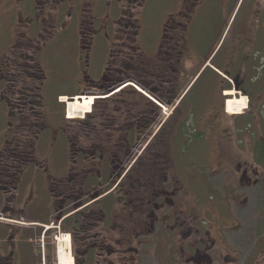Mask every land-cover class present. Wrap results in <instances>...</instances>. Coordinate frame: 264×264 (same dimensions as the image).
I'll return each mask as SVG.
<instances>
[{
  "label": "flooded vegetation",
  "instance_id": "af4514ba",
  "mask_svg": "<svg viewBox=\"0 0 264 264\" xmlns=\"http://www.w3.org/2000/svg\"><path fill=\"white\" fill-rule=\"evenodd\" d=\"M244 1L0 0V264L217 263L215 228L186 185V156L177 165L173 150L178 141L186 152L189 132L208 134L221 167L212 160V172L230 171L245 204L264 191V169L241 157L264 148L252 128L264 123V96L249 86L264 56V0H248L226 30ZM208 73L217 103L199 118L179 101ZM240 94L246 110L227 111ZM74 99L70 113L82 119L66 117ZM83 102L93 103L80 114ZM238 113L245 144L235 155L225 146Z\"/></svg>",
  "mask_w": 264,
  "mask_h": 264
},
{
  "label": "rangeland",
  "instance_id": "374dc122",
  "mask_svg": "<svg viewBox=\"0 0 264 264\" xmlns=\"http://www.w3.org/2000/svg\"><path fill=\"white\" fill-rule=\"evenodd\" d=\"M156 1L159 5L157 8H160L163 7L168 0ZM247 3L248 0H245L243 2L240 9L241 11H238L237 9L232 11L226 24V30L231 29L235 26L237 21L241 18L242 11L244 10ZM240 4L241 2L239 3V5ZM152 11L153 9H151L150 11L147 10V14L151 15ZM224 28L225 26L223 27V22H221V28L219 29V32L221 33ZM143 36L145 38V41H148L149 35L144 31ZM150 45L151 44L146 42L145 47L148 48L150 47ZM255 58L256 61H252V64H257V66L259 67L260 56H255ZM258 71L259 81L254 82L252 80V82L249 83V86H251L253 94L258 93L260 96H264V93L262 94L263 91H260L261 89L258 91L255 89L256 87H254L258 86V88H260L259 86H262L263 84L262 80L264 77V69H259ZM209 79H211V81L213 80V76L210 73L205 74L200 79H198L197 76L183 94L184 96L191 88L182 105L184 107V110H192L197 105L198 107L196 108V112L197 115H199V118L204 115L202 111L203 106L206 109V105L211 106L217 103V99L214 95H212V91L215 86L212 85V82L209 81ZM59 87L62 89H66V87L64 86ZM253 89H255L256 91H254ZM233 94L229 95L230 98L233 97ZM241 97H244V100H246L245 96H239L237 99ZM64 99L65 98H63V100ZM232 100L234 101V99ZM67 101L70 109L73 106L75 100ZM190 102H193V104L189 105ZM228 103L229 102L227 101L225 104V108L229 111V108H227ZM257 107L260 109L258 105ZM246 108L244 109V111L246 110ZM78 109L82 110V107H79ZM211 110V108H208L207 112ZM232 110H235V112L242 111V109H231V111ZM206 116H208L207 113ZM236 116L237 115H229L230 120L228 121L227 125H230L232 122L236 123ZM199 118H189V125L191 123V127L200 128L201 130L203 129L205 131V126H201L197 123ZM235 123L233 125L234 130L239 126V124L235 125ZM247 123H249V121H247ZM225 126L226 124L222 127ZM252 128L256 133L255 137H259L264 134V123L260 126L252 124ZM235 132V140L229 141L227 146H225V151H229V153L231 154L238 155V153L242 152L241 150L244 148L245 143H243L242 136ZM188 135H190L191 137L187 139L185 147L183 148L186 152L181 156L179 154L180 150H178V148L181 146V142L175 141L176 145L174 148H177V150H173V158L177 165H179L181 159H185L186 156L188 173L186 185L190 190H193L194 192L198 190L200 192L199 197L197 198L201 202V204H203L204 218L208 221L207 223H209L212 228H215L213 230V233L218 239L217 241H219V244L221 245L218 249L220 256L218 257L216 264H257V260L260 257V250L261 248H263L264 244V191L260 190L259 188L252 189V191L248 193V200L246 199L248 202L247 204H245V199L242 198L243 196H240V194L237 193L238 187L237 185H235L236 181L234 179V175L230 171L224 169L222 171L223 174H216L212 172V160H215V164L217 159L214 150H212V144L214 143V141L212 140V142L211 139L208 138V134L206 136H203L202 138H200V136L197 134L192 135L191 132H189ZM245 140L247 142V137L245 138ZM241 157L246 159L248 163H254L255 159L253 150L251 153V157L246 150L241 153ZM223 160L225 163H227V156H225ZM261 168L264 169L263 167ZM178 169L180 168L178 167ZM213 170L216 172L220 171V165L215 164L213 166ZM213 179L215 181H213V187H215L214 190L207 185V182L209 183ZM201 181L204 185L203 191L200 189ZM225 190L230 192L232 190L233 192H235V196H238V200L236 201V203H234L233 199L227 198L224 192ZM205 210L208 212L206 213ZM235 228L236 230H234ZM160 253L161 252L158 248V254Z\"/></svg>",
  "mask_w": 264,
  "mask_h": 264
},
{
  "label": "trees",
  "instance_id": "16d2710c",
  "mask_svg": "<svg viewBox=\"0 0 264 264\" xmlns=\"http://www.w3.org/2000/svg\"><path fill=\"white\" fill-rule=\"evenodd\" d=\"M212 85H214V84H212ZM190 90H191V88L188 90V92L183 96V98H182L179 102L182 101V104L184 103V100H185L186 97L188 96ZM90 104H91V103L83 102V103L81 104L82 110H83L84 112L89 111ZM206 106H207V105H206ZM193 107H194V106H193ZM196 108H197V105H196ZM196 108H193V109H192V110H193V113H195L194 110H196ZM192 110L185 109V111H187V112H192ZM78 112L81 113L80 110H79ZM188 124H189V122H188ZM258 142H260V140H259ZM254 156H255V162H256L259 166H261V167L264 168V163L262 162V160L264 159V148H263L262 146H259V145L256 146L255 151H254ZM263 243H264V242H263ZM259 255H260V257H259V259L257 260V262H258L257 264H264V244H263V248H261V250H260Z\"/></svg>",
  "mask_w": 264,
  "mask_h": 264
},
{
  "label": "bare ground",
  "instance_id": "6f19581e",
  "mask_svg": "<svg viewBox=\"0 0 264 264\" xmlns=\"http://www.w3.org/2000/svg\"><path fill=\"white\" fill-rule=\"evenodd\" d=\"M83 98L84 97H82V100H83ZM65 100V99H64ZM81 100V101H82ZM93 101V100H92ZM236 102H234V103H232L231 104V106L229 107V103H228V105H227V108H229V111H231V109H243L244 107H245V105H246V100H244V97H241V98H239V99H237V100H235ZM66 102H68V101H66ZM92 103V102H91ZM67 106H68V103H67ZM90 106H91V104H90ZM77 110H79L78 108H77ZM68 116L70 117V118H82V115H80L79 116V114L78 115H76L75 117H72V114L70 113V109H69V106H68ZM228 111V110H227ZM80 112L81 113H86V112H84L83 110H80ZM80 113V114H81ZM67 247V246H66ZM65 247V245H64V249L66 248ZM61 248H62V246H61ZM63 254V253H62ZM64 256V255H63ZM65 259V258H64ZM63 260V259H62ZM64 261V260H63ZM65 263V262H64Z\"/></svg>",
  "mask_w": 264,
  "mask_h": 264
},
{
  "label": "crops",
  "instance_id": "0c3cea01",
  "mask_svg": "<svg viewBox=\"0 0 264 264\" xmlns=\"http://www.w3.org/2000/svg\"><path fill=\"white\" fill-rule=\"evenodd\" d=\"M223 41V39H220V41H219V43L218 44H220L221 42ZM257 56H260V58H262V57H264V56H261V55H257ZM254 57V56H253ZM225 60H226V52L225 51H223V52H221V54L219 55V58H218V61H219V64H224L225 63ZM254 61V60H253ZM260 62V61H259ZM260 64V63H259ZM250 70L253 72L252 73V77L254 76V75H257L258 76V73H259V67L257 66V64H252L251 63V66H250ZM261 70V69H260ZM263 79H264V77H263ZM209 81H211V79H209ZM189 85H190V83L188 84V86L186 87V90H187V88L189 87ZM256 88V90H260L261 89V86H259L260 88H258V86H255ZM255 89H253L254 91H256ZM185 92V91H184ZM213 92V91H212ZM184 94V93H183ZM193 104V102L191 103L190 102V104L189 105H192ZM195 105V104H194ZM211 108V107H210ZM189 110H191V109H189Z\"/></svg>",
  "mask_w": 264,
  "mask_h": 264
}]
</instances>
